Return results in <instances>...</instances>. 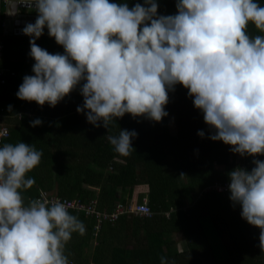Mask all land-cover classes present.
I'll return each mask as SVG.
<instances>
[{
	"label": "clouds",
	"instance_id": "clouds-1",
	"mask_svg": "<svg viewBox=\"0 0 264 264\" xmlns=\"http://www.w3.org/2000/svg\"><path fill=\"white\" fill-rule=\"evenodd\" d=\"M20 4L38 15L22 29L35 63L34 74L18 88L19 99L55 107L79 86L84 102L77 112L109 129L126 113L161 122L169 115V91L181 84L214 129L211 140L242 157L264 156V35L247 31L251 22L264 33V7L256 0H176L175 15H159L157 0L131 8L110 0H14L10 14ZM45 28L63 54L37 45ZM42 123L30 121L33 127ZM137 135L121 129L108 140L128 157ZM42 155L24 142L0 146V264H69L66 245L73 233L86 234L64 202L25 203L22 190L35 183L27 174ZM252 163L250 171L236 167L229 173V198L260 229L264 252V160ZM161 264H168L166 257Z\"/></svg>",
	"mask_w": 264,
	"mask_h": 264
},
{
	"label": "trees",
	"instance_id": "trees-1",
	"mask_svg": "<svg viewBox=\"0 0 264 264\" xmlns=\"http://www.w3.org/2000/svg\"><path fill=\"white\" fill-rule=\"evenodd\" d=\"M110 2H126L131 8L144 0ZM256 2L264 7V0ZM157 3L159 15L177 14L176 0ZM247 31L252 37L264 35L251 22ZM30 39L3 34L0 50V79L5 81L0 84V122L10 130L3 144L24 142L43 153L40 164L27 174L35 183L22 190L25 202L43 189L60 197L96 198L101 210H111L118 202H146L151 210L150 216L128 213L103 222L96 234L93 218L69 210L86 226L85 235L73 233L66 245L69 264H161V257L168 264H264L260 229L242 218L241 206L234 207L229 198L230 190L220 193L213 188L230 182L229 173L236 167L250 171L253 159L264 156L242 157L230 151L231 145L211 140L214 129L181 84L169 91V115L161 122L126 113L109 129L94 127L77 112L84 102L79 86L55 107L21 100L16 93L23 77L34 74ZM36 43L49 53H64L46 28ZM36 118L43 123L33 127L30 121ZM121 129L138 133L128 157L116 153L108 140ZM201 130L203 138L197 134ZM177 234L186 244L182 250L177 249Z\"/></svg>",
	"mask_w": 264,
	"mask_h": 264
},
{
	"label": "built area",
	"instance_id": "built-area-1",
	"mask_svg": "<svg viewBox=\"0 0 264 264\" xmlns=\"http://www.w3.org/2000/svg\"><path fill=\"white\" fill-rule=\"evenodd\" d=\"M8 0H0V50L2 48L1 44V36L3 35V21L5 18V4ZM24 9H21V12L24 13ZM26 11V10H25ZM32 10H29L31 13ZM25 14H28L25 12ZM4 79H0V84H4ZM10 130L9 127L0 122V146H3L4 141L9 137ZM230 182H226L224 184H216L213 188L220 193H225L229 191ZM35 199L41 200H60L64 202L68 206V210H76L82 212L86 217L94 219L93 230L94 234L99 231L101 224L103 222H114L119 216L128 213H134L138 215L150 216L151 210L149 205L146 202H142L139 204H131V203H116L115 206L111 210H101L98 208V201L96 198H92L89 200H82L79 197L74 198H66L60 197L53 194H50L48 191L39 189L37 196ZM72 264V263H71Z\"/></svg>",
	"mask_w": 264,
	"mask_h": 264
},
{
	"label": "water",
	"instance_id": "water-1",
	"mask_svg": "<svg viewBox=\"0 0 264 264\" xmlns=\"http://www.w3.org/2000/svg\"><path fill=\"white\" fill-rule=\"evenodd\" d=\"M14 3V0H8L5 4V18L3 21V34L12 35V34H23L22 29L28 24L33 23V17L36 12L32 10L31 13L25 14L21 12V9H28L23 4L15 5L19 7L18 13H11L9 6Z\"/></svg>",
	"mask_w": 264,
	"mask_h": 264
},
{
	"label": "crops",
	"instance_id": "crops-1",
	"mask_svg": "<svg viewBox=\"0 0 264 264\" xmlns=\"http://www.w3.org/2000/svg\"><path fill=\"white\" fill-rule=\"evenodd\" d=\"M39 191V190H38ZM38 194V193H37ZM37 196V195H36ZM35 199V198H34ZM30 201V200H29ZM27 204V202H25ZM174 239L177 241V249L182 250L186 247L184 239H182L181 234L174 236Z\"/></svg>",
	"mask_w": 264,
	"mask_h": 264
},
{
	"label": "rangeland",
	"instance_id": "rangeland-1",
	"mask_svg": "<svg viewBox=\"0 0 264 264\" xmlns=\"http://www.w3.org/2000/svg\"><path fill=\"white\" fill-rule=\"evenodd\" d=\"M26 10V11H25ZM29 10L30 9H24V13L26 12V13H29ZM35 12V11H34ZM2 123H4L3 121H1ZM170 127H171V131L172 132H174L175 131V129H176V127H175V121H174V117L173 116H171L170 117Z\"/></svg>",
	"mask_w": 264,
	"mask_h": 264
}]
</instances>
